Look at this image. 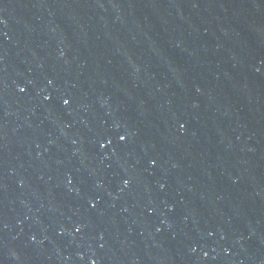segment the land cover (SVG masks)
<instances>
[{
	"label": "water",
	"instance_id": "95a60500",
	"mask_svg": "<svg viewBox=\"0 0 264 264\" xmlns=\"http://www.w3.org/2000/svg\"><path fill=\"white\" fill-rule=\"evenodd\" d=\"M0 264H264V0H0Z\"/></svg>",
	"mask_w": 264,
	"mask_h": 264
},
{
	"label": "snow or ice",
	"instance_id": "6c2138e0",
	"mask_svg": "<svg viewBox=\"0 0 264 264\" xmlns=\"http://www.w3.org/2000/svg\"><path fill=\"white\" fill-rule=\"evenodd\" d=\"M66 103H67V101H66Z\"/></svg>",
	"mask_w": 264,
	"mask_h": 264
}]
</instances>
